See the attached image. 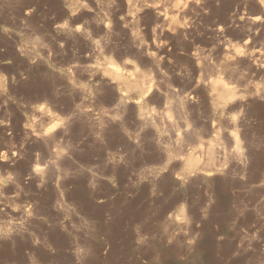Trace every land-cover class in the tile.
I'll return each mask as SVG.
<instances>
[{
	"label": "rangeland",
	"instance_id": "obj_1",
	"mask_svg": "<svg viewBox=\"0 0 264 264\" xmlns=\"http://www.w3.org/2000/svg\"><path fill=\"white\" fill-rule=\"evenodd\" d=\"M260 1L0 0V264H264V100L213 118L205 101L220 76L264 90ZM140 6L187 26L154 32ZM112 64L154 98L120 106ZM212 139L225 172L172 189Z\"/></svg>",
	"mask_w": 264,
	"mask_h": 264
},
{
	"label": "bare ground",
	"instance_id": "obj_2",
	"mask_svg": "<svg viewBox=\"0 0 264 264\" xmlns=\"http://www.w3.org/2000/svg\"><path fill=\"white\" fill-rule=\"evenodd\" d=\"M199 1H202V0H185V7L184 8H179L180 3H178V5H176V6H177L178 10H180V13H183L184 15H186L188 13L187 12L188 9H186V7L189 6L190 9L191 8L197 9ZM260 2L262 5L261 11L263 12V14H262V16L249 18L250 21L253 23L264 19V0H261ZM147 9H149V10H147ZM138 10L140 11L138 14L139 23L141 24V22L146 21V22L155 24L156 27L154 28V32L157 30L158 27L162 26V28H163V26L166 25L167 22H169L168 13L166 12L165 14H163V12L160 9H156L155 7L150 8L148 6L147 8H143V6H140V8H138ZM147 19H149V20H147ZM169 24H170L169 29H172V30L177 31V32H180V31L182 32L181 28L183 27V29H185V26H187V23L185 21H182L181 19H178L176 17L175 18L172 17V20L168 23V25ZM242 55H244V54H242ZM254 55H259L260 59H262L264 57V53L262 51L254 54ZM152 59L154 61H156V59L154 57H152ZM255 59H258V58H255ZM255 59H254V61H255ZM254 61H253V63H254ZM257 61H259V60H257ZM257 61H255V65H257V68H258V66H262V63L260 64ZM262 62H264L263 59H262ZM252 65L254 66V64H252ZM224 69H226L225 71H229V69H230L229 64H228V66H225ZM105 72L112 77L110 82L115 84V87H116L115 90H116L117 95H118V102H119L120 106H125L133 98L131 96V92L137 93L140 98L142 97L146 101L152 100L154 98V95L156 94V91L153 89V85L148 84L149 82L146 79L145 73H143L142 75H140L139 77L134 79L132 77L131 73L129 72V70L126 69L124 71V69H121L119 66H117L115 64H112L110 67L105 68ZM243 82L246 83V80H244ZM250 87L249 88L247 87V89H244V90H246V92H244V90H243V92L246 94H244L243 97H240L239 93L235 90L234 87L231 86L230 82L227 81L225 77L220 76V77L216 78L207 87L208 95H207V98L205 99V101H206L207 109L209 107L208 112L210 115H208V117H210V118H213L214 116L218 117L222 112H225L226 110L231 109L233 107L249 109L250 108L249 104L252 101V99L264 100V90L263 89H260L257 87H253V88H250ZM186 102L188 105H190L193 102V95L192 94L186 96ZM138 104H139L140 119L143 120L144 122H148L149 120H151L149 112L143 107L142 103L138 102ZM248 105H249V108H248ZM262 110H263V108H262ZM213 127H214V125H212V128ZM49 129L50 128H45L44 130H42L39 133L42 136L41 141H43V142L40 141L39 145L44 146L46 144V146L47 145L50 146L53 143V141H55L57 139L58 135H60L62 133L61 131H57V132L51 131L50 132ZM213 131H215L214 128H213ZM215 137H217V136H215ZM236 138H237V136H236ZM198 147H200L202 149L203 153L205 154V159L200 160L192 152L193 150L190 151L188 156L185 159V162H184L186 165V172L180 174V176H177L176 180L173 181V184H170L172 189L173 188L175 189V186H177V185H180V186H182L181 188H183V185H184L183 183H185L186 181L191 183L194 178L196 179L195 181H197V182L208 184L211 181L210 177L212 175H214L215 173H218L220 171L225 172V168L222 167L221 161H222V159L225 161L227 160V153H225V148L221 147V144L219 143V141L212 139L209 142V144L201 143ZM198 147H196V148H198ZM221 153H223L224 155L220 156ZM237 154H238L239 160L244 159L245 154L243 151H238ZM238 163H240V162H238ZM171 167L175 168L174 165ZM37 171H38V169L32 171V174L36 175L38 173ZM42 179H44V178H42ZM47 180H48V184L50 186H52L53 176L51 174L47 177ZM174 201H175V199L173 200V202ZM161 212H163V211H161ZM165 215L167 217V220H170V221L173 220L174 216L172 215V213L167 215V212H164L163 217H165ZM146 232L148 233L149 231L147 230ZM152 248H154V246H152ZM150 250L151 249L149 248V251ZM149 251H147V252H149ZM154 254L155 253H153V252H149L148 255H145V257L151 259ZM136 264H140V263L137 262Z\"/></svg>",
	"mask_w": 264,
	"mask_h": 264
}]
</instances>
